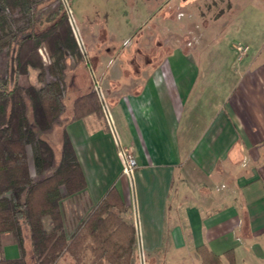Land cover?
Returning <instances> with one entry per match:
<instances>
[{
  "label": "crops",
  "instance_id": "1",
  "mask_svg": "<svg viewBox=\"0 0 264 264\" xmlns=\"http://www.w3.org/2000/svg\"><path fill=\"white\" fill-rule=\"evenodd\" d=\"M213 37L209 47L220 43ZM244 43L239 61L224 49L231 63L221 71L214 54L223 49H209L208 62L197 57L204 49H180L125 64L129 76L111 77L124 68L114 65L96 82L103 113L66 121L85 205L117 190L136 229L133 255L139 247L168 262L206 246L228 264L226 251L235 264H264V35ZM119 148L134 156L131 177ZM12 240L1 257H20Z\"/></svg>",
  "mask_w": 264,
  "mask_h": 264
},
{
  "label": "trees",
  "instance_id": "2",
  "mask_svg": "<svg viewBox=\"0 0 264 264\" xmlns=\"http://www.w3.org/2000/svg\"><path fill=\"white\" fill-rule=\"evenodd\" d=\"M41 48L50 60L47 65ZM69 58L87 64L62 0H0V60L5 61L0 68V236L12 234L20 251L16 259L0 257V264H27L23 229L29 233L35 264H57L65 256L74 264H132L136 229L126 219L128 208L117 190L110 188L70 228L63 201L84 199V175L65 129L58 164L51 146L38 135L49 132L63 112ZM29 69L37 71L39 85L17 83ZM73 106L76 119L103 113L95 90L78 96ZM195 252L200 264L222 262L206 246ZM223 256L235 264L231 251Z\"/></svg>",
  "mask_w": 264,
  "mask_h": 264
},
{
  "label": "rangeland",
  "instance_id": "3",
  "mask_svg": "<svg viewBox=\"0 0 264 264\" xmlns=\"http://www.w3.org/2000/svg\"><path fill=\"white\" fill-rule=\"evenodd\" d=\"M259 2L261 0H62L68 9V19L79 49L86 54L87 64L67 59L63 77V112L49 132L38 134L51 146L55 164L61 158V134L65 123L74 116L75 99L91 90L97 91L96 82L107 76L105 73L111 67L119 63L124 68L130 63H159L180 49H204L197 57L208 62L209 49H223L214 54L216 69L221 71L226 63H231L224 49H235V58L239 61L248 52L244 40L264 35V5ZM46 26V22L41 25L42 28ZM216 34L220 43H212L211 48L209 41L213 39L210 38ZM39 54L47 65L50 60L45 49H39ZM4 62L0 60V68ZM124 68L111 70V77L129 76L130 70ZM36 75L37 71L29 69L27 74L17 77V83L39 85ZM109 128L113 133L110 124ZM28 156L34 175L30 151ZM70 200L63 202V207L66 221L72 228L89 208L81 196ZM75 210L78 213H74ZM22 237L24 258L27 264H35L26 229H23ZM11 239L14 237L10 233L0 236V257L2 244ZM193 256L195 258L191 254H176L171 256L173 260L166 262L157 255L155 260L149 261L152 257L138 247L132 264H199L197 255L194 253ZM222 263L228 264L225 260ZM57 264L74 262L65 256Z\"/></svg>",
  "mask_w": 264,
  "mask_h": 264
},
{
  "label": "built area",
  "instance_id": "4",
  "mask_svg": "<svg viewBox=\"0 0 264 264\" xmlns=\"http://www.w3.org/2000/svg\"><path fill=\"white\" fill-rule=\"evenodd\" d=\"M244 50L246 51L247 48H245ZM118 156L122 162V174L126 177H131L136 168V161L133 154L125 148H119Z\"/></svg>",
  "mask_w": 264,
  "mask_h": 264
}]
</instances>
